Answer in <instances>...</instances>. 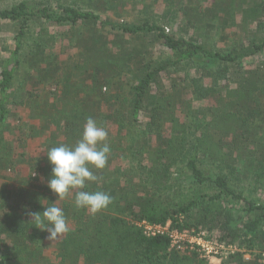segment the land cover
Returning <instances> with one entry per match:
<instances>
[{
	"label": "trees",
	"instance_id": "trees-1",
	"mask_svg": "<svg viewBox=\"0 0 264 264\" xmlns=\"http://www.w3.org/2000/svg\"><path fill=\"white\" fill-rule=\"evenodd\" d=\"M34 2L0 8V25L17 28L0 51V264H211L143 223L238 246L221 264H264V204L243 188L264 181V0L208 8L235 27L216 42L127 22L135 0ZM89 117L111 152L85 190L112 203L94 215L73 191L57 204L70 230L51 241L30 215L58 200L46 152L74 145ZM243 250L260 252L247 260Z\"/></svg>",
	"mask_w": 264,
	"mask_h": 264
},
{
	"label": "clouds",
	"instance_id": "clouds-1",
	"mask_svg": "<svg viewBox=\"0 0 264 264\" xmlns=\"http://www.w3.org/2000/svg\"><path fill=\"white\" fill-rule=\"evenodd\" d=\"M106 128L89 117L81 138L74 145H60L46 152L52 175L48 188L58 197L54 203L44 207L43 213H30L33 224L49 233L51 241L57 240L70 229L62 208L57 204L75 192V207L92 214L106 210L112 203L110 194L104 191L89 192L85 188L98 178L92 169L102 170L107 166L111 148ZM47 222V223H45Z\"/></svg>",
	"mask_w": 264,
	"mask_h": 264
},
{
	"label": "rangeland",
	"instance_id": "rangeland-1",
	"mask_svg": "<svg viewBox=\"0 0 264 264\" xmlns=\"http://www.w3.org/2000/svg\"><path fill=\"white\" fill-rule=\"evenodd\" d=\"M22 0H0V8L10 7L19 3ZM37 2L40 0H36ZM37 2H34L35 4ZM221 0H196L194 2H190L189 0H135L134 3H137L134 6H129L128 10H125L122 14V17L126 19L127 22L132 21L133 19L137 18V20L142 18H148L152 21H160L168 33L174 34H183L186 36H200L204 41L209 42H216L219 41L221 38V34H228L230 32L235 31V27L232 24H224L222 25L221 19L223 17L218 16L215 19H210L212 16L207 14V9L211 8L213 10L220 8ZM178 12L176 15V22L169 24V15L173 12ZM188 12L190 15L188 17H184V13ZM194 15L196 19L203 18L202 23H191L188 22ZM182 18H186L187 22L185 21L184 25L181 27L180 23L182 22ZM237 23L241 22V13L237 11L236 16ZM188 24L187 29L184 28L185 25ZM225 28V29H224ZM255 24H250V27L247 29L248 32L256 30ZM16 27L10 24L0 25V51L5 52L8 54L10 51L9 49L13 48V37L15 35ZM224 30V32H223ZM237 31V30H236ZM136 44V43H135ZM156 45V43H155ZM63 50H66L63 48ZM64 53V51H63ZM166 52L162 46L158 44L154 47V55L155 57H160L165 55ZM160 61H162L160 59ZM167 77L164 78L166 80ZM58 88V84L55 82H51L45 87V93L56 91ZM41 135V134H40ZM244 188V195L248 199L256 200L264 204V181L260 183L256 181L249 180V183H246ZM186 231H195L193 230H186ZM196 234H204L205 239L208 241L216 242L220 245H225L219 242L217 239H208L207 231L201 230L195 232ZM190 243V242H189ZM226 247H232V250H227L221 253L219 256H212V257H204L201 256V259H205L209 261L211 264H221V261L224 257H227L230 253H235L239 250V247L236 245H225ZM171 248L175 251H178L181 254L190 255L192 252L197 250H193L188 243H185L183 249L177 250V248ZM245 258L250 260L255 257L256 253L258 254L260 251L256 250L254 253L251 251H245Z\"/></svg>",
	"mask_w": 264,
	"mask_h": 264
},
{
	"label": "built area",
	"instance_id": "built-area-1",
	"mask_svg": "<svg viewBox=\"0 0 264 264\" xmlns=\"http://www.w3.org/2000/svg\"><path fill=\"white\" fill-rule=\"evenodd\" d=\"M146 235H167L171 239V246L177 248V250L183 249L185 243H188L190 247L197 250L204 257L219 256L221 253L233 248L220 245L216 242L208 241L205 239V235L196 234L195 231H175L171 230L168 226H150L147 223H143ZM190 242V243H189ZM262 259L264 262V252L262 253Z\"/></svg>",
	"mask_w": 264,
	"mask_h": 264
}]
</instances>
